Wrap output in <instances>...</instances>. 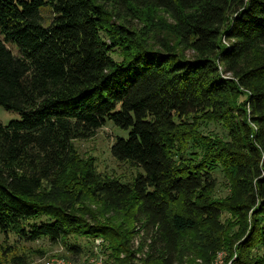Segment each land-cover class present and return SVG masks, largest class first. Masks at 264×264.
<instances>
[{
    "label": "trees",
    "instance_id": "16d2710c",
    "mask_svg": "<svg viewBox=\"0 0 264 264\" xmlns=\"http://www.w3.org/2000/svg\"><path fill=\"white\" fill-rule=\"evenodd\" d=\"M108 6L152 27L150 15L164 11L178 49L192 54L161 37L147 43L141 29H110ZM259 48L264 0H0V106L20 115L0 120V232L80 254L70 236L108 230L83 210L91 197L105 212L133 208L147 263L174 264L184 241L207 263L228 244L220 216L229 206L243 229L237 264H264V53L249 60ZM241 88L242 103L230 102ZM197 114L223 121L229 140L206 141L200 160L178 164L179 125ZM107 121L128 131L111 155L140 171L121 182L88 164L76 190L66 187L72 142ZM218 166L231 184L222 201L212 197Z\"/></svg>",
    "mask_w": 264,
    "mask_h": 264
},
{
    "label": "rangeland",
    "instance_id": "374dc122",
    "mask_svg": "<svg viewBox=\"0 0 264 264\" xmlns=\"http://www.w3.org/2000/svg\"><path fill=\"white\" fill-rule=\"evenodd\" d=\"M111 8V7H110ZM108 6V26L113 29L115 25H126L130 28L144 30L139 34L147 43L156 41V37H161L169 42L175 50H179L185 55L192 54L191 49H178L176 40L166 29L172 23L169 14L162 10H157L150 17H153L154 27L146 22L145 16L138 19L133 17H118L116 10H110ZM48 15V12H43ZM120 15V14H119ZM129 21V22H128ZM13 52L14 47L8 45ZM122 49L116 48V54ZM263 49L259 48L250 53L249 60H257L263 54ZM114 54V57L118 58ZM252 59V60H251ZM246 97V89L241 88L234 95L229 96L230 102L242 103ZM20 115L16 111L5 110L0 106V120L5 124L10 120L19 119ZM223 121L212 118L209 115L197 114L190 119H186L179 125L185 133L184 141L178 149L175 159L178 164H192L200 160L204 153V142H209L211 147L215 143L229 140L227 128ZM128 131L115 126L111 121L100 127L96 133L85 139H76L72 142L75 152L76 164L68 170V174L63 177L66 187L76 190L74 184L78 177V171L84 166L91 164L100 174L115 178L121 182H130L140 169L128 162L117 161L110 153V146L117 137L126 138ZM194 141L193 145L191 142ZM216 186L212 192V197L218 200L228 199L231 193V184L228 175L220 166L213 171ZM227 207V208H226ZM133 209V208H132ZM132 209L121 212H105L102 206L91 197H85L83 210L94 216L102 224L108 226V230L102 236L88 237L85 235L70 236L68 241L75 242L82 248L80 254L72 253L65 243L60 241L52 242L46 237L35 241L19 240L13 233L4 235L0 232V264H154L145 261L148 252V234L145 233L141 224L133 220ZM251 215V210L248 216ZM239 216L229 206H224L220 216L221 223L225 226L224 234L220 237L225 239L227 245H222L210 254L207 263L201 256L199 250L191 245L185 246V241L181 248L188 250L180 254L174 264H237L240 259L238 254V242L240 233ZM248 231V230H247ZM246 231V232H247ZM242 237V236H241ZM240 237V238H241Z\"/></svg>",
    "mask_w": 264,
    "mask_h": 264
},
{
    "label": "built area",
    "instance_id": "2783aa9c",
    "mask_svg": "<svg viewBox=\"0 0 264 264\" xmlns=\"http://www.w3.org/2000/svg\"><path fill=\"white\" fill-rule=\"evenodd\" d=\"M56 264H60V263H56ZM86 264H94V263H86Z\"/></svg>",
    "mask_w": 264,
    "mask_h": 264
}]
</instances>
